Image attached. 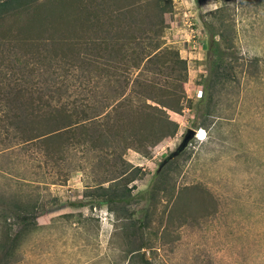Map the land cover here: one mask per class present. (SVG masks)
<instances>
[{
	"label": "rangeland",
	"instance_id": "1",
	"mask_svg": "<svg viewBox=\"0 0 264 264\" xmlns=\"http://www.w3.org/2000/svg\"><path fill=\"white\" fill-rule=\"evenodd\" d=\"M172 2L164 35L157 38L154 30L151 35L184 59L188 80L179 83V90L186 98L180 112L167 111L178 123L175 135L151 147L150 156L133 148L124 152L127 161L142 169L130 184H135L133 194L151 187L160 163L190 128L196 134L166 180L158 179L161 190L118 206L124 209L122 215L133 214L132 219H142L147 212V226L140 230L138 223L118 218L105 204H69L88 200L87 186L97 177L112 175L113 156L102 159L99 147L79 145L58 157L67 147L61 139L49 141L55 156L43 158L25 140L0 130V198L5 197L0 200L7 206L10 197L37 198L44 207L29 224L32 229L20 247L18 264H264V0ZM218 8L234 29L236 57L244 66L227 89L216 91L215 115L199 127L203 116L196 105L204 96L202 82L208 72L206 21H215L208 13ZM16 27L11 20L0 28V36L16 38ZM97 36L103 39L101 29L93 32ZM17 50L24 53L25 45L18 42ZM105 80L96 76L92 81L94 89L100 86L99 95L112 93L110 86L104 89ZM6 123L0 121V129ZM201 130L202 139L197 136ZM139 243H145L148 260L131 258L129 250Z\"/></svg>",
	"mask_w": 264,
	"mask_h": 264
},
{
	"label": "trees",
	"instance_id": "2",
	"mask_svg": "<svg viewBox=\"0 0 264 264\" xmlns=\"http://www.w3.org/2000/svg\"><path fill=\"white\" fill-rule=\"evenodd\" d=\"M69 2L0 1V28L13 20L19 30L16 38L0 36V121L11 122L0 130L25 140L43 158L55 156L48 149L49 141L61 139L67 147L58 152V157L67 148L79 145H85L87 150L99 147L102 159L113 156L112 175L97 177L95 184L87 186L88 200L69 204H105L118 218L132 219L133 214L122 215L124 209L118 210V206L129 204L133 197L152 192L155 195L161 190L158 179L168 176L185 150L177 155L171 152L160 163L151 187L133 194L135 184H130L139 179L142 169L127 161L124 152L133 148L150 156L151 147L175 135L178 123L170 119L167 111L180 112L186 98L179 90V83L188 80L184 59L179 51L155 41L169 26L167 15L173 2ZM143 11L148 14L142 17ZM222 11L218 8L209 12L215 21H206L210 34L208 72L203 76L204 96L196 105L197 113L203 116L199 127L215 115L216 91L227 89L244 66L236 57L234 29ZM58 23L62 24L60 30ZM97 29L103 31V39L93 37ZM151 30L158 36L151 35ZM18 42L25 45L22 54L17 50ZM96 76L97 80L107 79L103 87L110 86V95H99L100 86L94 89L92 81ZM83 95L87 98L80 97ZM7 199V206L0 200V264H18L20 247L32 229L29 224L44 207L37 198ZM147 214L142 219H132L130 224L138 223V228L143 229L148 224ZM133 236H137L136 231ZM145 248V243L134 245L129 250L131 258L148 260Z\"/></svg>",
	"mask_w": 264,
	"mask_h": 264
},
{
	"label": "water",
	"instance_id": "3",
	"mask_svg": "<svg viewBox=\"0 0 264 264\" xmlns=\"http://www.w3.org/2000/svg\"><path fill=\"white\" fill-rule=\"evenodd\" d=\"M196 134V130L195 129H189L186 134L184 135V139L181 142V144L178 146V148L174 151V155L179 154L181 151H183L184 149H186V147L188 146L191 138H193Z\"/></svg>",
	"mask_w": 264,
	"mask_h": 264
},
{
	"label": "bare ground",
	"instance_id": "4",
	"mask_svg": "<svg viewBox=\"0 0 264 264\" xmlns=\"http://www.w3.org/2000/svg\"><path fill=\"white\" fill-rule=\"evenodd\" d=\"M197 136L202 139L204 137V131L203 130L199 131Z\"/></svg>",
	"mask_w": 264,
	"mask_h": 264
},
{
	"label": "built area",
	"instance_id": "5",
	"mask_svg": "<svg viewBox=\"0 0 264 264\" xmlns=\"http://www.w3.org/2000/svg\"><path fill=\"white\" fill-rule=\"evenodd\" d=\"M198 93H199V96H201L203 91L200 89V90H198Z\"/></svg>",
	"mask_w": 264,
	"mask_h": 264
}]
</instances>
